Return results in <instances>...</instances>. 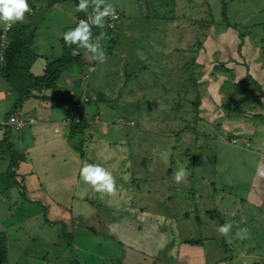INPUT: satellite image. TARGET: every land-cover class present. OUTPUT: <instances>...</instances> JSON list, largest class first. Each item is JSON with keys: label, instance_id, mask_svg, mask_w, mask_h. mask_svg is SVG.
<instances>
[{"label": "rangeland", "instance_id": "1", "mask_svg": "<svg viewBox=\"0 0 264 264\" xmlns=\"http://www.w3.org/2000/svg\"><path fill=\"white\" fill-rule=\"evenodd\" d=\"M224 2L225 9L221 0H101V10L110 6L118 14L93 25L91 42L103 62L85 48L46 90H65L69 102L89 98L77 113L68 104L83 123V139L74 143L85 157L95 156L86 164L103 167L114 181L113 191L104 192L110 202L80 184L89 200L75 210L93 215L95 228L85 236L63 234V264H132L123 261L132 251L122 241L133 237L139 264H264V175L258 172L264 170V0ZM28 4L30 12L12 31L29 27L42 75L61 54L63 33L85 19L74 0ZM39 91L33 92L44 96ZM103 150L114 154L104 157ZM9 192L0 203V222L14 224L9 260L17 262L21 248L37 256L28 264H43L44 233L51 238L62 229L43 230L42 206L29 204L17 188ZM125 193L128 206H121L115 200ZM20 215L34 222L17 228ZM109 217L117 218L108 223ZM135 218L138 237L128 231ZM225 224L231 228L222 234Z\"/></svg>", "mask_w": 264, "mask_h": 264}, {"label": "crops", "instance_id": "2", "mask_svg": "<svg viewBox=\"0 0 264 264\" xmlns=\"http://www.w3.org/2000/svg\"><path fill=\"white\" fill-rule=\"evenodd\" d=\"M49 24L51 25L53 23L49 22ZM4 26L0 27V31ZM40 58H37L30 67V72L35 76L41 75L38 64ZM48 89L43 88L39 91L43 92L44 96L42 97L32 92L29 98L21 106H18L17 112L24 120V124L19 128L15 126L14 128L13 125L4 124L7 117L11 115L7 113L13 104V98L11 85L0 77V104H5L3 108V114L5 115H0V125L3 126V130L0 131V141L3 138L4 131L7 129L9 131L8 141L21 156L13 169L12 181L6 182L5 174L9 166L11 151L5 149L0 154V203L5 200V197L9 198L10 188H17L21 191L20 194L23 195L24 200L29 204H40L44 213L43 218L39 221V223H42V229L45 231L55 229L56 227H61L60 229H62L60 233H55L51 238L48 237L47 233H44L47 245L44 246L40 253L44 259L43 264H63L64 262L59 260L61 248L59 241L63 237V234L71 233L85 236L95 228L96 221L93 215H83L81 209L79 211L78 209L77 211L75 210L81 204H86L84 201L89 200L84 194L79 192L81 191L79 188L80 184L83 183L80 177V170L86 162L92 161L95 156L92 154L93 157H85L86 152H84V149H81L74 143V138H78V140L83 139V132H73L68 125L62 123L65 118L75 114L71 112L72 107L71 110L68 109V104L71 101L69 102L70 99H65V96H67L66 91L61 90L60 93H53L51 94L52 96L49 94V96L46 93ZM55 91H58V89ZM56 95L60 96L58 97ZM95 123L99 122L95 121ZM12 129L16 131V136H13ZM100 129L102 134L106 133L105 127ZM96 141L100 142V140ZM101 146L104 149V144H101ZM100 153L104 157H110L114 154L107 150L100 151ZM115 179L117 181L119 180V184H122V182L123 184L125 183V180L120 177L116 176ZM3 185L4 190L1 189ZM2 191L3 193H1ZM108 194L103 192L101 202L106 197L110 202L111 198L109 199V197L111 196ZM127 197L126 193L121 194L115 201L122 200L121 206H128ZM18 218L17 224L19 226L17 228H21V226L29 227L32 221L34 222L32 216L20 215ZM115 218L117 217H109L106 222L112 223ZM133 221L137 223L128 231L131 234L132 231L135 232L138 237L139 221L137 218ZM10 225L11 227L4 226L0 222V232H4L7 238L6 264H28L27 259L35 261L37 258L36 255H26L21 248L16 249V253H14L18 261L12 263L9 260L11 248L8 245V239L12 228H14V224ZM126 233L128 232L126 231ZM122 242L126 247L125 250L129 248L128 251H132L126 253L127 255L123 257V261L132 260V264H139V245H135L139 243V240L137 239L136 241V238L133 237ZM72 245L74 247L77 246L73 243ZM49 253L53 256L51 257Z\"/></svg>", "mask_w": 264, "mask_h": 264}, {"label": "trees", "instance_id": "3", "mask_svg": "<svg viewBox=\"0 0 264 264\" xmlns=\"http://www.w3.org/2000/svg\"><path fill=\"white\" fill-rule=\"evenodd\" d=\"M225 9V2L221 0ZM80 0H74L75 6L78 7ZM94 0H89L88 7L82 11H78L85 20L91 16V5ZM89 10V11H88ZM11 26L10 40L3 52V65H0V77L5 79L11 85V94L13 104L8 115L17 112L18 106L27 100L34 90L54 87L56 80L61 73V70L71 65L74 61L79 60L83 54L84 47L77 45L65 44L63 37L60 39L62 45L61 54L54 60L48 61L44 73L35 76L30 72V65L37 59V54L34 52L30 41V29L27 26L16 28L14 32ZM91 38L93 37V25L91 26ZM89 101V100H88ZM7 115V116H8ZM83 123H74L69 127L73 132L81 131ZM9 131L6 129L3 138L0 141V154L5 149L11 151L10 162L6 172V176L13 177V169L17 165L20 155L15 151L11 143L8 141ZM7 238L4 232H0V264H6L7 254ZM195 245V244H193Z\"/></svg>", "mask_w": 264, "mask_h": 264}, {"label": "clouds", "instance_id": "4", "mask_svg": "<svg viewBox=\"0 0 264 264\" xmlns=\"http://www.w3.org/2000/svg\"><path fill=\"white\" fill-rule=\"evenodd\" d=\"M89 0H80L77 11H82L88 7ZM101 0H97L96 12L88 20H80L75 28L63 33V40L67 45H77L84 47L92 54V59L103 62L104 53L100 51L96 44L91 42V26H101L105 16L115 15V10L110 6L100 9ZM30 12L28 0H0V24L10 28L13 24L23 21L25 13ZM260 175H264V170L258 169ZM184 176V171H179L175 179L180 182ZM81 179L98 192H112L114 181L112 175L103 167L96 164H85L80 170ZM231 225L225 224L219 227L218 231L227 234Z\"/></svg>", "mask_w": 264, "mask_h": 264}, {"label": "built area", "instance_id": "5", "mask_svg": "<svg viewBox=\"0 0 264 264\" xmlns=\"http://www.w3.org/2000/svg\"><path fill=\"white\" fill-rule=\"evenodd\" d=\"M94 15V12L92 11L91 12V16ZM90 17V16H89ZM88 17V18H89ZM109 17L112 19V20H115L118 18V14L115 13L114 17L109 15ZM11 30V27L8 28L6 25L1 29L0 31V58L3 59V52L5 50V48L7 47L8 43H9V32ZM89 98L87 96H80V97H72L71 98V102L72 104L74 105V110L75 112L77 113L81 106L88 102ZM80 119L79 117L74 114L73 116L71 117H67L63 120V123L65 125H73L74 123H80ZM4 124H9V125H13L15 126L16 128H19L21 127L23 124H24V120L20 117L19 113L18 112H15L13 114H11L10 116L7 117V120L5 121Z\"/></svg>", "mask_w": 264, "mask_h": 264}]
</instances>
